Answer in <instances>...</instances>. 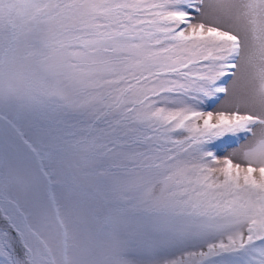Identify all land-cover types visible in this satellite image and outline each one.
I'll list each match as a JSON object with an SVG mask.
<instances>
[{
	"label": "snow or ice",
	"instance_id": "obj_1",
	"mask_svg": "<svg viewBox=\"0 0 264 264\" xmlns=\"http://www.w3.org/2000/svg\"><path fill=\"white\" fill-rule=\"evenodd\" d=\"M0 264H264V0H0Z\"/></svg>",
	"mask_w": 264,
	"mask_h": 264
},
{
	"label": "rangeland",
	"instance_id": "obj_2",
	"mask_svg": "<svg viewBox=\"0 0 264 264\" xmlns=\"http://www.w3.org/2000/svg\"><path fill=\"white\" fill-rule=\"evenodd\" d=\"M241 143H245V141H241ZM234 147H239V145H235ZM232 149H229L228 151H231ZM227 153H225L226 155Z\"/></svg>",
	"mask_w": 264,
	"mask_h": 264
}]
</instances>
